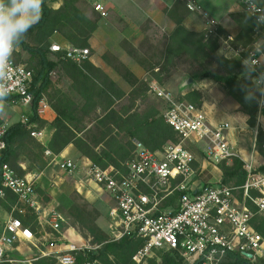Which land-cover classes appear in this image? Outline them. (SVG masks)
<instances>
[{
    "label": "built area",
    "instance_id": "2783aa9c",
    "mask_svg": "<svg viewBox=\"0 0 264 264\" xmlns=\"http://www.w3.org/2000/svg\"><path fill=\"white\" fill-rule=\"evenodd\" d=\"M241 2L244 11L257 23L256 35L264 34V6L254 0ZM187 6L191 12L203 15L206 35L217 34L218 24L199 4L189 1ZM94 9L101 17L109 15L102 4L95 3ZM50 49L65 51L67 58L78 63L90 54L88 48L59 43H53ZM15 51L8 65L0 70V85L5 89L4 97L17 98L29 111L21 116L19 122L27 128H35L36 124L30 119L36 101L33 73L16 61ZM242 51V48H237L235 52ZM248 65L260 92L253 129L257 138L260 133L264 134L263 43L254 42L248 50ZM149 89L166 105L163 116L177 133L178 142L168 143L161 150L150 151L142 142L134 140L135 156L126 163V173L123 174L114 168L103 169L88 159L80 169L114 203L109 212L112 239L120 240L125 236L144 239V246L133 256L137 263L143 262L154 250H175L187 264H222L232 252L245 258L246 253H251L252 258H247L251 262L261 258L264 255V236L254 227L253 219L257 213L264 214V171L256 170L254 158L241 157L247 171L246 180L241 186L218 183L205 187L198 178L201 166H196L198 160L189 148L191 145H203L205 161L214 166L225 160L231 161L232 157L240 155L234 152L229 134L235 128L241 129L240 124L212 121L203 107L179 101L155 81L150 83ZM48 110L50 105L43 96L37 103L36 113L44 117ZM6 131L0 127V196L4 197V190L11 191L23 205L35 210L39 226L47 224L51 231L60 236L61 228L67 223L65 216L56 209L44 210L38 201L35 180L28 175L19 177L8 164L2 162ZM31 136L43 142V130L34 129ZM45 155L51 162L55 161L61 171L69 175L77 172L78 165L73 159L61 158L49 149L45 150ZM177 193L181 196L174 200ZM70 233L83 243L40 251L30 260L51 256L58 264H77L79 252H95L102 246L90 243L91 240H83L74 230ZM44 238L41 231L38 233V230L25 226L10 214L0 224V263L9 261L5 256V246L13 247L25 241L38 248L36 243ZM83 264L98 262L86 261Z\"/></svg>",
    "mask_w": 264,
    "mask_h": 264
},
{
    "label": "trees",
    "instance_id": "16d2710c",
    "mask_svg": "<svg viewBox=\"0 0 264 264\" xmlns=\"http://www.w3.org/2000/svg\"><path fill=\"white\" fill-rule=\"evenodd\" d=\"M52 1L44 0L41 19L29 30L24 42L18 46L20 51L17 50L18 47L15 51L16 61L24 64L33 73L36 101L33 105L34 114L30 116V119L36 127L27 128L18 122L7 129L3 138L6 147L1 153L2 162L8 164L19 177H23L27 174V170L21 165L25 160H29L30 166L37 172H41L48 164L44 159L46 149L55 155H60L69 145H73L83 157L101 168H114L123 174L126 173V163L135 156L134 140L142 142L150 151L161 150L168 143H177V133L165 121L161 110L155 105H149L141 110L139 101L146 96L151 82L157 79L159 82L162 80L161 74L166 72L173 58L187 54L197 61H202L210 58V52H215L219 46V37L207 43L204 41L206 30L198 31L185 27V19L190 14L188 1L175 0L173 7L168 11V16L175 21L176 27L164 36V41H159L152 36L145 38L147 43L155 45L152 51L161 57V62L152 64L142 54L141 47L130 45L126 50L146 70L148 79L138 77L111 52L106 51L103 54L102 58L106 64L130 85L129 92H126L107 72L91 61V52L87 59L78 63L67 58L65 51L50 49L54 43V36L57 35L65 45L91 50L90 39L97 30L99 21L97 17L89 18L83 12L79 6L80 0H61L58 8L51 5ZM254 1L264 6V0ZM232 17L238 27V33L231 44L234 48H242L243 54L248 58L246 48L253 41L257 23L245 11L235 13ZM217 33L223 34L220 27ZM24 53L28 56L24 57ZM222 61L234 70L240 64V59L232 61L222 59ZM57 68H60L61 75L70 82L71 87L84 101L83 105H79L55 87L52 73ZM205 75L209 76L207 73ZM209 77L215 79L214 76ZM253 78V71L247 69L242 76L231 72L217 79L229 96L239 100L249 117L248 125L251 127L256 125L259 107V101L247 90L255 84ZM45 94L50 95L48 103L56 114L50 121L36 113L37 103L43 96L46 97ZM192 96L198 97V101L202 98L200 93L193 91L187 96L181 93L177 99L187 101L185 97L191 99ZM3 99L10 102L12 97H3ZM123 101H128V104L122 105ZM46 125L49 126L52 134L43 142L31 136L32 130H42L47 127ZM256 140L257 146L264 147L263 133H260ZM261 153L264 157V149ZM200 164L198 162L196 166ZM243 166V161L237 157H232L230 163L226 161L219 163L217 165L221 172L219 183L227 186H241L247 177V171ZM256 170L264 171V164L259 165ZM198 178L205 187L214 185L210 181L211 175H207V170L200 169ZM4 192V197L0 196V208L20 219L25 226L31 227L38 223V214L33 208L23 205L11 191L4 190ZM180 196L181 194L177 193L174 200ZM74 206L73 210H76V214L73 213V215L77 216L80 224L96 239L94 242L102 244L101 248L95 252H79L77 264H83L86 261H97L98 264H135L133 256L144 246V239L130 236L120 240L109 239L96 223L99 216L97 210L89 209L87 206H82L83 208L79 205ZM18 207L21 208L18 209ZM14 208H16L15 211ZM20 210L24 212L21 213ZM255 228L264 236V222L256 225ZM154 251L160 253L159 257L148 259L147 264H183V259L175 250ZM51 261L54 262L55 258L44 257L36 261V264H53ZM222 264L262 263H251L241 254L232 252Z\"/></svg>",
    "mask_w": 264,
    "mask_h": 264
},
{
    "label": "rangeland",
    "instance_id": "374dc122",
    "mask_svg": "<svg viewBox=\"0 0 264 264\" xmlns=\"http://www.w3.org/2000/svg\"><path fill=\"white\" fill-rule=\"evenodd\" d=\"M190 13L192 14V12ZM105 18H108V16ZM184 25L188 29H194L198 31H204L206 29L205 27L206 25L203 26L200 20L198 19V17L191 15H188L186 17ZM125 27L126 26L123 25L120 21H118L117 23L114 22V25L111 24L109 26L110 31H108L109 36L107 37V39H105V37L102 35L101 37L99 36L98 46L101 47L99 44L101 43L103 44L105 43V40L106 41L108 40L109 41L108 46L111 49L108 51L111 52L113 56H116L124 65H126L130 69L128 63H124V61L119 57L120 54L122 55L127 54L132 59V62L133 61L134 62L132 63L127 58L125 60H128L131 65L134 63L138 64V62L135 59H133L127 51L126 53H124L123 49L121 50L120 48H118L119 41L121 39L120 32L126 30L129 31V29ZM175 27H176L175 21H173L172 27H168L167 30H164V27L152 29L151 27L147 26L142 30L137 27L135 28L130 27V34L126 37L130 38L136 44V46L142 48V52H143L142 54H144L146 58L152 62V64L157 62L159 63L161 62V57L158 54H156L154 51H152L155 45H151L147 43L145 38H148V36L149 37L152 36V37H156L159 41H164L165 39L164 36L166 35V33L168 32L169 34L171 31L174 30ZM206 32L207 31H205L204 41L207 43L210 40L219 37V41H218L219 46L215 52H210L211 55L210 58L202 61H197L189 57L187 54L179 56L178 58L177 57L173 58L172 61L170 62V65L167 66L166 72L161 74L162 80L160 82L157 81L158 79L154 81L159 83V85L163 87L166 91L172 93L176 98L180 96L181 93L182 95H186V96L193 91L200 93L202 96L200 101H198V97L195 96H192L191 99L185 97V99H187V102L194 104L197 107H203L204 111L207 113L209 118L214 121L221 120L222 114L225 112V110L232 108L231 106L233 105H237L239 107V111L243 113V116H241L242 120L240 121V123L244 122L245 120L246 125H244L245 127L243 129L239 128L237 129V131L236 130L232 131L233 135L231 136V140L236 141V145L235 148H233V150L236 154L240 155L237 157L240 160H242L241 157H245L243 155V152L247 155V158L248 157L254 158V163L257 168L259 165L264 164V157L262 156L261 153L264 147L257 146L256 144L257 140L253 133V129L255 128V126L251 127L248 125L249 117H247L244 108L239 102V100L237 101L235 98L229 96L226 90L219 83V81H217V79L224 77L231 72H235L236 74L238 73L240 76H242L243 72H246L247 69L248 70L250 69L248 65V58L243 54L244 51L240 53L232 52V49L236 51L237 48L236 49L234 48V46L231 44V41L228 39V36H225L224 34L218 35V33L216 35H206ZM254 42H260L264 44V34L261 33L259 35H256L255 33V35L253 36L252 43L246 48L247 51L250 50ZM229 44L230 47H228ZM121 45L123 46L124 50H127L128 47L133 44L130 43L129 39L124 38L121 39ZM160 45H161L160 47H162V43H160ZM18 49L19 47L17 48V50ZM113 50L115 51L113 52ZM18 51H20V49ZM90 52H91V57L95 56L94 50L91 49ZM230 52H232L233 54H230ZM23 56L26 57L28 56V54L24 53ZM222 59H227L230 61L234 59H240V64L234 70L233 68L230 67L229 64L224 63ZM140 69H142L144 72V75L140 78L148 79L149 75L146 72V70L144 68H140ZM115 73L120 77V81L121 83H123L124 87L126 89H130V85L120 76V74L117 73L116 71ZM206 73L209 76H214L215 79L206 76L205 75ZM61 74L62 73L60 68H57L52 73L55 87L62 90L66 95H68L70 98L76 101L79 105H83L84 101L71 87L70 82L65 80V78ZM246 75L248 76V74H245V76ZM187 78H192L194 82L190 85L182 86ZM247 90L253 93L255 99L259 101L260 92L255 84L249 87ZM50 92H52V90ZM45 95L47 101L50 102L49 100L50 95L49 94H45ZM121 104L127 105L128 101H123ZM0 105H2V108H0V118L4 122L11 124L13 123V121L21 118V109L23 107L22 104L16 103L12 105L7 103L5 99L0 98ZM149 105H155L157 108L161 110L162 114L166 108L164 102L158 99L153 94V92L150 91V89L147 92L146 96L141 101H139V108L141 110H144ZM208 110H210V115L208 113ZM27 112L29 111L27 110L23 114H27ZM263 121H264V111H263ZM46 126H47L46 130L48 131L46 138H48L51 130L48 125ZM189 148L193 152L197 160L205 158L203 153V145L201 144L191 145ZM67 155H68L67 157L73 159L78 165L77 172L73 175H69L64 171H61L55 162L51 163L50 159L46 157L45 152H44V159L47 160L48 164L47 167L41 172H37L34 167H31L29 160H25L24 162L21 163L22 167L27 170L26 175L32 177L35 180L37 197H38V201L42 205V208L46 211H50L52 209L58 210L60 213H62L65 216L67 223L64 224V226L61 228L60 231L61 235L59 236V234L51 231V228L47 226V224H44V226L41 227L36 222V224H33L31 227L36 231L38 230V233L41 231L42 235L45 236L44 239L36 243L38 248H36L31 243L25 241L17 243L13 247L5 246L4 247L5 256L6 259L9 261H4V262L8 264H36V261L38 260L31 261L30 259L33 256L39 255L40 251H47L56 247L63 248L66 245H71V244L73 245L82 244L83 242L76 235L70 233L72 232V230H74L77 234H79V236H81V238H83V240L85 241L91 240L90 243L92 244H101L94 242L96 241V239L88 232L87 229H85L80 224V222L77 220L78 219L77 216L75 217L73 215V213L76 214V210H73V207H75L74 205H79V207L87 206V208L89 209L97 210L99 213V216L96 220L97 225L104 231V233L107 234L109 239H112L111 230L109 229L110 218L108 211L110 210V206L111 208L114 206V203L112 202L109 195L104 190L101 189V187L97 186L94 181L87 178V175L85 174L84 171L82 170L80 171V169L83 168L87 158L83 157L79 152L78 154L73 152ZM225 161L226 163L231 162L228 160ZM50 163L51 165H49ZM203 163L206 165V168L204 170H207V175L209 174L211 175V177L213 176V178L215 176L213 183L218 184L221 178L220 170L218 168L214 169L212 166L213 164L211 163H206L205 161ZM243 165L245 166L244 161H243ZM203 175H206V173H203ZM239 198L241 199L240 194H239ZM20 208L21 207H18V209ZM10 214H11L10 212L8 213L2 208H0V224L1 222L5 221ZM262 222H264V214L257 213L253 219L254 227ZM46 234H47V238H46ZM57 236H59L60 238H58ZM159 255L160 253L158 251H153L143 262L141 263H137L135 261L134 262L135 264H147L148 259L158 258ZM260 262L264 264V255L261 258H258L256 261H252L251 263H260ZM53 264H58L56 259L53 262ZM183 264H187V263L183 261Z\"/></svg>",
    "mask_w": 264,
    "mask_h": 264
},
{
    "label": "crops",
    "instance_id": "0c3cea01",
    "mask_svg": "<svg viewBox=\"0 0 264 264\" xmlns=\"http://www.w3.org/2000/svg\"><path fill=\"white\" fill-rule=\"evenodd\" d=\"M194 1L197 4H199L202 9L207 13V15L216 21L218 24V27L221 28L223 31V34L225 36H228V39L230 41L235 38V36L238 33V27L232 17L235 13L244 12L242 2L241 0H187ZM61 0H53L51 2V5L54 8H58L61 5ZM99 3L102 4L107 10H108V18H103L100 16V14L94 9V4ZM175 3V0H80L79 6L83 10V12L89 17V18H95L97 17L99 19L98 21V28L94 32L92 38L90 39V46L91 49L95 51V56L91 57V61L98 67L102 68L105 72L109 74V76L116 81L126 92H129L130 89H126L120 81V77L115 73V71L106 64V62L103 60L102 55L104 52L111 50L108 46L109 41L105 40V43L99 44L101 47L98 46V38L104 36L105 39H107L108 31H110L109 26L111 24L114 25V22L117 23L120 21L123 25H125V28H128L129 31H121V39H129L130 43L135 45L136 44L130 39L127 38L130 34V27H137L139 29H143L147 26L153 28H159L164 27V30H167L168 27H172L173 21L168 16V11L173 7ZM191 12V11H190ZM189 15L198 17L202 25H205V19L201 13L198 12H192ZM163 25V26H162ZM195 28V27H193ZM168 34V32L166 33ZM255 35V33H254ZM121 39L119 41V47L121 50L123 49L124 53H126V50H124L123 46L121 45ZM54 43H61L65 45L60 39L59 36H54ZM122 47V48H121ZM230 47V44L229 46ZM236 49V48H235ZM117 50V49H116ZM115 50H113L114 52ZM119 51V50H118ZM232 52L235 53V50L232 49ZM230 52V54H233ZM119 54V53H118ZM119 57L124 61V63H128L130 66V69L136 74L138 77H142L144 75V72L139 64L134 63L130 64L128 60H125L126 58L129 59L132 62V59L126 54L122 55L120 54ZM134 62V61H133ZM132 62V63H133ZM146 75V73H145ZM6 101V100H5ZM9 104H16L20 103V101L16 98H12L10 102L6 101ZM21 104V103H20ZM232 108H229L225 110V112L222 114L221 120H212L216 123L218 122H234L236 124H240L241 129H243L246 125V121L240 123L241 116H243V113L239 111V107L237 105L231 106ZM27 111V108L25 106L21 109V116L24 112ZM208 113L210 115V110H208ZM55 112L50 107V110L47 111L46 116L44 117L46 120L50 121L55 118ZM212 116V115H211ZM213 117V116H212ZM20 119L13 121V123L8 124L7 122H4L0 118V127H3L5 129H8L11 125L18 123ZM237 122V123H236ZM244 123V124H243ZM239 128L233 129L237 131ZM43 130V139L45 140L48 131L46 128ZM52 134V131H50V135ZM49 135V136H50ZM233 133L231 132L229 134L230 142L232 143V146L235 148L236 141L231 140V136ZM77 153L78 151L74 148L73 145H69L60 155L61 158H69L67 157L69 153ZM244 158H247V155L243 152ZM201 164L200 169H205L206 165L203 163L204 160L198 159ZM55 162V161H54ZM51 162V163H54ZM208 163L207 161H205ZM51 163L49 165H51ZM56 163V162H55ZM57 164V163H56ZM214 169H217V166L212 165ZM219 169V168H218ZM210 172V171H209ZM211 173V172H210ZM213 174V173H212ZM215 178V176H214ZM213 176L211 177L210 181L214 182ZM221 179V178H220ZM216 180V179H215ZM97 185V184H96ZM98 186V185H97ZM111 209V206H110ZM110 210L108 211V213ZM110 218V217H109ZM111 223V221H110ZM110 229V224H109Z\"/></svg>",
    "mask_w": 264,
    "mask_h": 264
},
{
    "label": "clouds",
    "instance_id": "9594fccd",
    "mask_svg": "<svg viewBox=\"0 0 264 264\" xmlns=\"http://www.w3.org/2000/svg\"><path fill=\"white\" fill-rule=\"evenodd\" d=\"M43 4L44 0H0V70L8 65L16 47L41 19ZM5 94L0 85V98Z\"/></svg>",
    "mask_w": 264,
    "mask_h": 264
},
{
    "label": "water",
    "instance_id": "95a60500",
    "mask_svg": "<svg viewBox=\"0 0 264 264\" xmlns=\"http://www.w3.org/2000/svg\"><path fill=\"white\" fill-rule=\"evenodd\" d=\"M193 82H194V80H193L192 78H187V79L185 80V82L183 83L182 86L190 85V84H192ZM246 257H247L248 259H251V258H252V254H251V253H246Z\"/></svg>",
    "mask_w": 264,
    "mask_h": 264
}]
</instances>
